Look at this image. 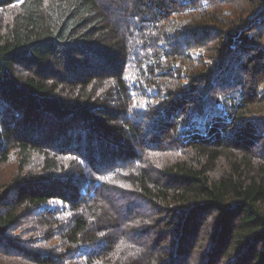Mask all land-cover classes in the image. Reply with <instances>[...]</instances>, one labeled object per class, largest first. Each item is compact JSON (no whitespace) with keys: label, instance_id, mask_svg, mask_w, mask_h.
I'll list each match as a JSON object with an SVG mask.
<instances>
[{"label":"trees","instance_id":"trees-1","mask_svg":"<svg viewBox=\"0 0 264 264\" xmlns=\"http://www.w3.org/2000/svg\"><path fill=\"white\" fill-rule=\"evenodd\" d=\"M5 14L0 264H264V0Z\"/></svg>","mask_w":264,"mask_h":264},{"label":"rangeland","instance_id":"rangeland-1","mask_svg":"<svg viewBox=\"0 0 264 264\" xmlns=\"http://www.w3.org/2000/svg\"><path fill=\"white\" fill-rule=\"evenodd\" d=\"M3 16H5V18ZM8 18H9L8 14L2 15L0 17V22L3 20L5 21V19H8ZM15 170H16L15 161H11L10 163L6 164L5 167L3 166L0 168V186L4 182H6V180L10 179V176L14 174Z\"/></svg>","mask_w":264,"mask_h":264}]
</instances>
